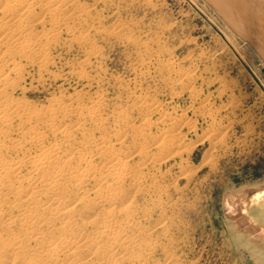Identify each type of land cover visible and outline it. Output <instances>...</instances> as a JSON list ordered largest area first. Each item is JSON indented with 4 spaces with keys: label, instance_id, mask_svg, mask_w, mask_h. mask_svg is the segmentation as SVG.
Wrapping results in <instances>:
<instances>
[{
    "label": "bare ground",
    "instance_id": "obj_1",
    "mask_svg": "<svg viewBox=\"0 0 264 264\" xmlns=\"http://www.w3.org/2000/svg\"><path fill=\"white\" fill-rule=\"evenodd\" d=\"M89 9L81 0H0V264H151L152 211L136 200L161 187L170 162L182 179L190 175L188 110L171 113L138 95L143 119L124 108L110 118L103 93L63 94L44 108L22 95L29 68L56 75L53 49L64 36L84 48L82 70L99 56L90 34L101 23ZM255 199L264 205V189ZM224 209L245 232L264 238L248 203L228 194Z\"/></svg>",
    "mask_w": 264,
    "mask_h": 264
},
{
    "label": "rangeland",
    "instance_id": "obj_2",
    "mask_svg": "<svg viewBox=\"0 0 264 264\" xmlns=\"http://www.w3.org/2000/svg\"><path fill=\"white\" fill-rule=\"evenodd\" d=\"M81 3L101 23L90 34L99 56L82 70L84 48L64 36L53 49L56 75L42 77L37 67L29 68L22 95L44 108L63 94L103 93L110 118L124 108L143 119L138 95L171 113L188 110L183 136L193 147L190 175L182 179L170 162L161 187L136 200L152 211L146 221L155 243L151 264H264V238L245 232L224 209L228 194L239 197L264 228L263 201H250L264 189L263 64L238 37L227 38L226 25L204 0ZM205 101L210 104L202 109Z\"/></svg>",
    "mask_w": 264,
    "mask_h": 264
},
{
    "label": "water",
    "instance_id": "obj_3",
    "mask_svg": "<svg viewBox=\"0 0 264 264\" xmlns=\"http://www.w3.org/2000/svg\"><path fill=\"white\" fill-rule=\"evenodd\" d=\"M264 62V0H204Z\"/></svg>",
    "mask_w": 264,
    "mask_h": 264
}]
</instances>
